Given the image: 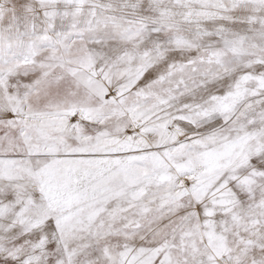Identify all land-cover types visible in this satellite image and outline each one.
<instances>
[{
	"label": "snow or ice",
	"instance_id": "snow-or-ice-1",
	"mask_svg": "<svg viewBox=\"0 0 264 264\" xmlns=\"http://www.w3.org/2000/svg\"><path fill=\"white\" fill-rule=\"evenodd\" d=\"M0 264H264V0H0Z\"/></svg>",
	"mask_w": 264,
	"mask_h": 264
}]
</instances>
